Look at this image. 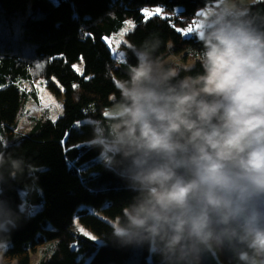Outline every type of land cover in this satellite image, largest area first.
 Wrapping results in <instances>:
<instances>
[{"label":"clouds","instance_id":"clouds-1","mask_svg":"<svg viewBox=\"0 0 264 264\" xmlns=\"http://www.w3.org/2000/svg\"><path fill=\"white\" fill-rule=\"evenodd\" d=\"M260 4L204 0L188 29L200 47L186 49L187 60L156 34L133 45L135 63L125 62V77L116 79L118 96L88 118L85 144L130 193L110 221L109 239L146 251L149 264H264ZM36 170L0 146V264H19L7 253L28 211L3 198L4 185L34 183Z\"/></svg>","mask_w":264,"mask_h":264},{"label":"trees","instance_id":"trees-1","mask_svg":"<svg viewBox=\"0 0 264 264\" xmlns=\"http://www.w3.org/2000/svg\"><path fill=\"white\" fill-rule=\"evenodd\" d=\"M203 5L204 0H0V146L37 169L34 183L27 178L4 185L3 198L28 209L12 232L9 257L31 264L29 251L45 246L39 264H149L146 251L120 248L109 239V220L130 193L85 144L92 135L88 118L102 114L111 94L118 96L116 79L125 77V62L135 63L133 45L156 34L165 43L173 41L175 52L199 49L185 31ZM155 6L163 11L144 15V8ZM258 7L264 10V4ZM127 20L134 25L118 59L107 40ZM15 21L18 28L12 31ZM200 70L197 63L193 74ZM36 76L62 99V113L43 114L27 132L16 134L24 95L16 82ZM30 205L40 206L31 212ZM75 216L100 241L80 232Z\"/></svg>","mask_w":264,"mask_h":264},{"label":"rangeland","instance_id":"rangeland-1","mask_svg":"<svg viewBox=\"0 0 264 264\" xmlns=\"http://www.w3.org/2000/svg\"><path fill=\"white\" fill-rule=\"evenodd\" d=\"M160 7L161 6L144 8L143 13L146 16L160 14V12L163 11ZM157 9H159V11H157ZM145 10H147V13L145 12ZM133 25L134 24L132 21H125V23L122 24L117 30H115L107 40L109 46L112 49V54L118 59H122L124 57V51L121 46L123 44L127 45L126 34L133 28ZM15 27L17 30L18 26L16 21L14 22V24H11L10 28L13 31ZM3 30V27L0 26V34H2ZM187 32L188 30L185 31V33ZM185 50L181 52H185ZM184 58L185 60L188 59L186 52ZM74 68L77 72H82L83 69L82 64L80 63H76L74 65ZM16 84L24 92L23 106L18 113V128L16 130V134L27 132L32 126L34 120L43 114H48L49 116L54 118L62 113V99L49 90V88L47 87V81L44 80L41 76H36L35 78L30 80L19 79L17 80ZM39 206L40 205H30L29 211L32 212L39 208ZM75 221L76 227L80 232L86 233L93 239L100 241L97 236L89 232L84 226H81L76 216ZM44 224H48V221L45 220ZM44 247L45 246H41L35 252H31L33 254L31 257V264H36L37 255H39V257L43 255Z\"/></svg>","mask_w":264,"mask_h":264},{"label":"snow or ice","instance_id":"snow-or-ice-1","mask_svg":"<svg viewBox=\"0 0 264 264\" xmlns=\"http://www.w3.org/2000/svg\"><path fill=\"white\" fill-rule=\"evenodd\" d=\"M157 11H159V9H157ZM145 12L147 13V10H145ZM85 235H87V234L85 233Z\"/></svg>","mask_w":264,"mask_h":264}]
</instances>
